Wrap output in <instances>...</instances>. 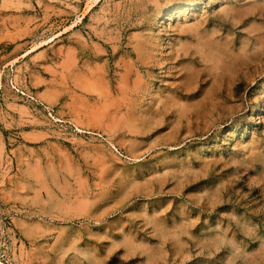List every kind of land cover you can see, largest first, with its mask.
I'll list each match as a JSON object with an SVG mask.
<instances>
[{
  "label": "rangeland",
  "instance_id": "rangeland-1",
  "mask_svg": "<svg viewBox=\"0 0 264 264\" xmlns=\"http://www.w3.org/2000/svg\"><path fill=\"white\" fill-rule=\"evenodd\" d=\"M0 264H264V0H0Z\"/></svg>",
  "mask_w": 264,
  "mask_h": 264
},
{
  "label": "bare ground",
  "instance_id": "bare-ground-1",
  "mask_svg": "<svg viewBox=\"0 0 264 264\" xmlns=\"http://www.w3.org/2000/svg\"><path fill=\"white\" fill-rule=\"evenodd\" d=\"M225 44V43H224ZM221 60V59H220Z\"/></svg>",
  "mask_w": 264,
  "mask_h": 264
}]
</instances>
